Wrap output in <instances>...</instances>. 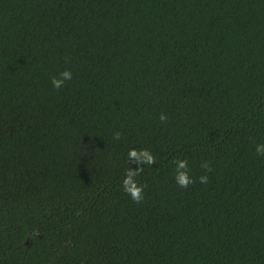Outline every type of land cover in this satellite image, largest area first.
I'll return each instance as SVG.
<instances>
[{"label":"trees","instance_id":"1","mask_svg":"<svg viewBox=\"0 0 264 264\" xmlns=\"http://www.w3.org/2000/svg\"><path fill=\"white\" fill-rule=\"evenodd\" d=\"M257 144L264 0H0V264H264Z\"/></svg>","mask_w":264,"mask_h":264},{"label":"clouds","instance_id":"2","mask_svg":"<svg viewBox=\"0 0 264 264\" xmlns=\"http://www.w3.org/2000/svg\"><path fill=\"white\" fill-rule=\"evenodd\" d=\"M72 79V72L68 69L63 70L59 73L58 77L52 78V86L54 89L59 90L63 88L67 81ZM161 122H164L168 117L161 113L159 117ZM121 133L115 132L113 134L114 140L121 139ZM257 154L264 156V144H257L256 146ZM135 162L137 167L133 169L129 167L126 172L124 179L122 180V186L125 193H127L130 198L137 204L143 202L144 200V189L146 185L138 182L137 177L140 172L143 171V165H153L156 163L155 156L147 149L137 150L135 148L130 149L128 152V163ZM205 172H210L211 168L208 162H205L201 165ZM199 182L202 184L208 183V175H202L199 178ZM175 180L179 187L187 188L190 184L194 183L192 177L188 173V161L183 159H178L176 161V174Z\"/></svg>","mask_w":264,"mask_h":264}]
</instances>
